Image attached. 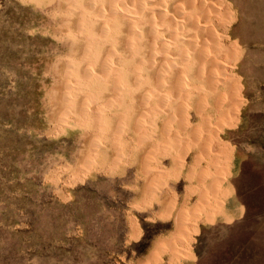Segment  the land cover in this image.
Here are the masks:
<instances>
[{
    "label": "rangeland",
    "instance_id": "374dc122",
    "mask_svg": "<svg viewBox=\"0 0 264 264\" xmlns=\"http://www.w3.org/2000/svg\"><path fill=\"white\" fill-rule=\"evenodd\" d=\"M222 1L234 108L178 96L198 148L78 77L65 0H0V264H264V0Z\"/></svg>",
    "mask_w": 264,
    "mask_h": 264
},
{
    "label": "bare ground",
    "instance_id": "6f19581e",
    "mask_svg": "<svg viewBox=\"0 0 264 264\" xmlns=\"http://www.w3.org/2000/svg\"><path fill=\"white\" fill-rule=\"evenodd\" d=\"M65 1L70 18L66 27L72 29L66 30L77 47L78 60L73 67L78 77L101 83L99 95L105 97L110 108L125 105L127 96L134 101L132 110L145 107L150 112L151 105H157L154 113L165 119L166 126L180 130L190 143L202 148L200 139L188 127L191 125L187 117L189 105L179 103L178 96L188 98L190 111L196 118L198 98L192 95V87L206 94L207 107L203 109L219 114L234 108L230 105L232 98L228 97L234 93L229 82L226 87L218 80L230 64L219 66L223 64L222 55L227 54L224 39L230 19L228 6L222 0ZM62 98L81 114L101 115L99 106L93 102L80 101V104L66 92ZM134 110L131 127H137L139 122ZM159 127L156 131L159 138L175 141Z\"/></svg>",
    "mask_w": 264,
    "mask_h": 264
}]
</instances>
